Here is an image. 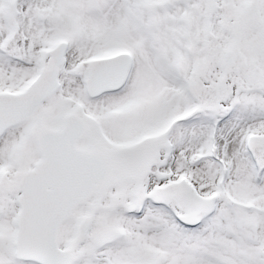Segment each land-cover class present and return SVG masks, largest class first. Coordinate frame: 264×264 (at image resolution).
I'll list each match as a JSON object with an SVG mask.
<instances>
[{"label": "snow or ice", "instance_id": "obj_1", "mask_svg": "<svg viewBox=\"0 0 264 264\" xmlns=\"http://www.w3.org/2000/svg\"><path fill=\"white\" fill-rule=\"evenodd\" d=\"M0 264H264V0H0Z\"/></svg>", "mask_w": 264, "mask_h": 264}]
</instances>
